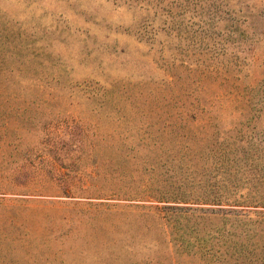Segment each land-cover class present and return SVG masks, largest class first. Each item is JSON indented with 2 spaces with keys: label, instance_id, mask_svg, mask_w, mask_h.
Listing matches in <instances>:
<instances>
[{
  "label": "rangeland",
  "instance_id": "obj_1",
  "mask_svg": "<svg viewBox=\"0 0 264 264\" xmlns=\"http://www.w3.org/2000/svg\"><path fill=\"white\" fill-rule=\"evenodd\" d=\"M0 264H264V0H0Z\"/></svg>",
  "mask_w": 264,
  "mask_h": 264
}]
</instances>
